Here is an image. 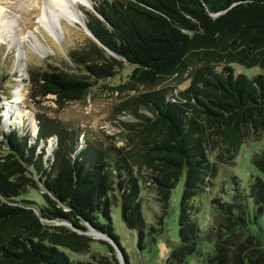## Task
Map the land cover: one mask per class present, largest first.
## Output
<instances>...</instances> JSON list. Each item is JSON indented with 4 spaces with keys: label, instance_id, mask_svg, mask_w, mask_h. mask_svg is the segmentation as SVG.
Returning a JSON list of instances; mask_svg holds the SVG:
<instances>
[{
    "label": "trees",
    "instance_id": "16d2710c",
    "mask_svg": "<svg viewBox=\"0 0 264 264\" xmlns=\"http://www.w3.org/2000/svg\"><path fill=\"white\" fill-rule=\"evenodd\" d=\"M83 13L90 33L64 58L29 68L31 97L52 95L58 106L81 100L124 67L131 71L120 87L144 90L110 117L121 145L43 111L34 132L26 119L3 128L0 114V264H122L118 252L129 264L112 207L120 202L139 240L145 230L155 238L163 228L145 222L143 192H153L161 224L183 175L179 240L162 264H184L193 253L206 264H264V148L250 157L258 175L247 191L232 173V197L211 198L206 229L192 202L235 163L241 144L264 133V0H92ZM90 228L108 238H97L104 254L91 252Z\"/></svg>",
    "mask_w": 264,
    "mask_h": 264
},
{
    "label": "rangeland",
    "instance_id": "374dc122",
    "mask_svg": "<svg viewBox=\"0 0 264 264\" xmlns=\"http://www.w3.org/2000/svg\"><path fill=\"white\" fill-rule=\"evenodd\" d=\"M47 1L0 0V114L4 117L2 119L3 128L9 127V124L21 126L23 119H26L27 127L31 126L30 128L34 132V114L36 111H43L50 116L59 117L79 124L80 127L91 129L94 134L97 133L103 139H106L105 133L112 134L113 137H110V140L114 141L116 145H121L123 141L120 136L116 135L117 129L112 126L110 117L115 114L114 109L119 101L144 90L142 85L136 89L120 87L126 83L131 67H124L119 75L106 81L107 84L104 86L99 85L93 88L83 99L69 101L62 106H58L51 100L52 95L45 98L31 97L29 68L37 67V65L42 66L47 58L53 62L64 58L66 46L83 39L85 34L82 27V22L85 20L83 10L91 6L92 0H71L73 8L81 15L80 21L55 16L54 12H57L58 7H48ZM44 10H47L50 22L43 20ZM232 66L235 71H242L246 74H253L257 71L254 67L248 68L239 64H232ZM166 82L172 84L171 79H167ZM188 82V78H183L179 86L184 87ZM6 92H9V95ZM49 146H51L50 143ZM262 148H264V133L258 139L245 141L239 148L235 163L231 166H221L211 187L192 199L198 209L194 217L201 229H206L211 222V198L220 196L223 200H229L232 197L234 192L232 187L235 184L232 173L239 179L240 188L248 190L252 178L258 175L250 157L254 151ZM49 153L47 149V154ZM183 180L184 175L172 190L170 207L161 224L157 223L154 215L162 212L154 199L153 192L148 191L149 189H145L143 192L145 222L147 224L156 223L158 228L161 225L163 228L155 238L145 230L144 236L139 240L137 230L127 227L122 219L120 202L112 207V225L126 251L129 264H162L165 256L178 242L179 201ZM27 195L37 202H41L43 199L38 189H29ZM248 205L252 216L255 205L250 198ZM258 221L264 228V206L258 216ZM92 237L95 238V241L91 242V252L95 255L104 254L106 247L97 240L102 237L96 235H92ZM200 247L205 251L209 250L211 245L204 242L200 244ZM68 253L72 258L87 256L86 254L77 255L71 251ZM118 257L124 264L123 256L120 253ZM184 264L206 263L198 257L197 253H193L186 257Z\"/></svg>",
    "mask_w": 264,
    "mask_h": 264
},
{
    "label": "bare ground",
    "instance_id": "6f19581e",
    "mask_svg": "<svg viewBox=\"0 0 264 264\" xmlns=\"http://www.w3.org/2000/svg\"><path fill=\"white\" fill-rule=\"evenodd\" d=\"M71 3H72L71 0H48L47 1L48 7L50 8L58 7L57 12L53 11L55 16H60V17L63 16V17H67L69 20H72V21H77V20L80 21L81 15L78 13V11L75 8H73V5ZM43 14H44L43 20H46V22H50L51 19L49 18V15H47V10H44Z\"/></svg>",
    "mask_w": 264,
    "mask_h": 264
},
{
    "label": "water",
    "instance_id": "95a60500",
    "mask_svg": "<svg viewBox=\"0 0 264 264\" xmlns=\"http://www.w3.org/2000/svg\"><path fill=\"white\" fill-rule=\"evenodd\" d=\"M82 27L84 28L85 31H87L88 33H90L84 22H82ZM21 51H22V50H21ZM87 232H88L89 234L93 233L92 235H94V236L96 235V236H100V237H102V238L108 239V238H106L102 233H100V232H98V231H95V230H93V229H91V228H90ZM109 241H111V240H109ZM111 242H112V241H111ZM112 243H113V242H112ZM113 244H114V243H113ZM118 255H119V252H118Z\"/></svg>",
    "mask_w": 264,
    "mask_h": 264
}]
</instances>
